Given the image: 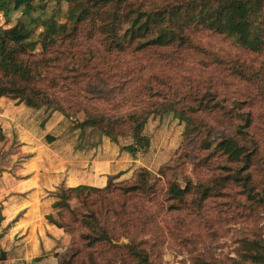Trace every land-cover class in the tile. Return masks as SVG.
Instances as JSON below:
<instances>
[{"label":"rangeland","instance_id":"rangeland-1","mask_svg":"<svg viewBox=\"0 0 264 264\" xmlns=\"http://www.w3.org/2000/svg\"><path fill=\"white\" fill-rule=\"evenodd\" d=\"M203 1L214 9L220 3L113 0L106 5L102 0H33L29 12L23 7L7 16L0 10L1 28L27 25L24 53L34 66V84L49 97H42L40 110L48 121L55 112L64 115L60 133L66 142L59 148L69 147L70 137H75L73 145H78L87 170L89 160L102 150L111 154L116 149L111 141L103 142L104 137L117 140L121 150L137 145V152L130 153L140 157L142 167L132 177L111 178L103 188L78 186L70 193L68 205L55 207L58 221L70 235L66 250L76 253L75 264H264V246H256L264 240V29L244 46L237 35L191 23L186 26L190 40L180 58L169 60L174 47L160 51L165 58L141 56L140 71L129 69L134 66L131 56L109 61L105 52L124 35L122 12L142 6L150 11L196 12ZM261 5L252 10L257 27H264V0ZM112 12L113 20L107 15ZM52 19L67 24L71 31L66 47L64 42L56 47L58 42L50 41L45 50L42 35ZM98 50L103 51L101 55L91 57L89 51ZM79 62L84 66L81 72ZM101 62L111 68L94 67ZM153 82L160 83L164 92L176 91L177 99L184 100L176 104L178 111L155 112L143 125L118 122L135 105L150 109L155 101L164 100L149 95ZM121 84L126 88L118 89ZM108 87L117 91L111 94ZM209 89L217 91L218 99L206 110L197 94ZM206 96L212 100V95ZM237 104L243 105L237 109ZM248 114L251 124L241 129ZM90 116L96 124L84 126ZM222 134L233 136L253 153L246 172L237 173L243 159H231L218 150ZM144 169L149 177L129 190ZM173 183L190 185L191 191L183 199L173 198L169 193ZM205 187L211 188L207 195Z\"/></svg>","mask_w":264,"mask_h":264},{"label":"trees","instance_id":"trees-1","mask_svg":"<svg viewBox=\"0 0 264 264\" xmlns=\"http://www.w3.org/2000/svg\"><path fill=\"white\" fill-rule=\"evenodd\" d=\"M33 0H0V10L9 16L10 12L13 10H20L24 7L26 12H29V8H32ZM99 2V0H95ZM104 4H108L113 0H102ZM121 1V0H119ZM263 0H220V3L217 8H213L212 3L209 1H203L200 11H180L179 8H176L175 11H150L141 8L131 9L130 11L122 12L121 20L125 24V32L121 39L114 41L113 45L109 49H106V54L109 56V61H114L116 59L125 61L127 56H131L133 59L130 65H134L129 69L135 71H140L137 69L141 63L139 57L143 56L146 58H165V54H161L160 51L163 49H168L174 47L175 54H171L170 57L180 58L182 51L190 40V37L186 33L188 31L187 25L194 23L196 26L204 25L217 33L220 34H234L237 35L241 44L246 46L254 34H261L264 27H257L254 25L252 20L253 12L252 10L261 9V2ZM13 6V8H11ZM121 5H119L120 8ZM110 19H114L115 12L107 14ZM27 28L26 24L18 25L13 29H3L0 27V97L4 96H13L19 102H25L30 107L39 108L44 104V99H48L46 92H42L38 89L36 84H34L35 74L34 66L30 64L29 56H25L24 53V42L27 39V33L25 29ZM70 27L65 23H59L57 20L52 19L46 26V30L43 33V48L46 50L49 47L50 41L57 43L56 47L61 46L60 42H67L68 34L70 33ZM131 47L128 51L127 48ZM56 50L50 52L54 54ZM103 51H89L91 57L100 56ZM166 52V51H165ZM124 57V58H123ZM169 57V56H168ZM170 58L169 60L174 61L175 59ZM120 58V59H119ZM159 58V57H158ZM160 58V59H161ZM71 64V62H70ZM125 64V63H124ZM78 72L83 70L84 66L79 62L77 64ZM111 64L108 62L95 63V68L100 66H106L102 69L108 70ZM128 65V66H130ZM55 65H52L51 71L55 70ZM74 66L72 70L77 68ZM70 67H67L69 70ZM101 69V70H102ZM51 73V72H50ZM80 75L76 77L79 79ZM73 79V78H72ZM152 82V79H151ZM103 85L107 86L103 81ZM126 88L125 84H121L118 89L122 90ZM109 88V87H108ZM117 88H109V93L114 94L117 91ZM97 90H101V87H98ZM149 95L150 96H162L164 100H158L152 103L150 109L146 106L140 108L135 105V108L126 114V117L117 118V121H131L134 126L143 125L147 122L148 118L155 112L163 113L167 111H178L176 104L183 99H177L176 91L167 93L163 91V87L160 83H151L149 84ZM155 90V91H154ZM206 94L212 95V100L207 98ZM217 91H212L211 89L206 90L204 94H197V98L200 102V106L206 110L212 108L215 105H212L217 101L216 98ZM225 98V97H224ZM166 99V100H165ZM226 101V99H223ZM241 105L237 104V109H240ZM197 110V107L194 108ZM199 110V109H198ZM105 117H103L104 119ZM252 115L248 114L246 123L240 125L241 129H246L250 126L252 121ZM102 119V120H103ZM96 119L92 116L89 117V120L83 123L84 126L88 124H96ZM107 135L108 130H105ZM1 132V130H0ZM111 136V135H110ZM2 133H0V139H2ZM140 141V140H139ZM257 148L259 147L258 142H254ZM218 150L228 154L231 159L240 161L243 159L244 165L239 167L240 170L237 173L246 172L252 164V152H247L244 149V144L237 141L236 138L229 135H221L220 141L217 143ZM126 150L132 153L137 152L136 143L128 145L125 147ZM230 168V167H226ZM168 169H171V166H168ZM150 172L144 169L139 174V179L134 184L133 187L129 190L136 189L141 181H146ZM83 188H91L83 186ZM94 189V188H93ZM69 190V194H64V191ZM73 191V188H63L61 189V195L59 196V201L55 203V207H60L61 205L69 204L68 199L71 197L70 193ZM191 191V186L187 185L183 187L177 183L170 184L169 193L173 198L183 199ZM211 191L210 187H205L203 194L207 195ZM62 200V201H61ZM92 211V210H91ZM93 212V216L96 218V212ZM96 221V219H94ZM63 226V225H62ZM264 246V240L261 242H256V246ZM255 246V247H256ZM137 252V251H136ZM138 253V252H137ZM75 252L71 253L69 250H66L59 259V264H75L74 256ZM141 254V253H139Z\"/></svg>","mask_w":264,"mask_h":264},{"label":"crops","instance_id":"crops-1","mask_svg":"<svg viewBox=\"0 0 264 264\" xmlns=\"http://www.w3.org/2000/svg\"><path fill=\"white\" fill-rule=\"evenodd\" d=\"M40 109L0 97V256L7 255L0 264H59L70 235L56 217V191L103 188L111 178H130L142 167L140 157L104 137L116 149L102 150L85 170L75 137L69 147L59 148L66 142L60 133L64 115L55 112L48 121Z\"/></svg>","mask_w":264,"mask_h":264},{"label":"water","instance_id":"water-1","mask_svg":"<svg viewBox=\"0 0 264 264\" xmlns=\"http://www.w3.org/2000/svg\"><path fill=\"white\" fill-rule=\"evenodd\" d=\"M6 259H7V255H6L5 251H3V252L1 253V256H0V261H4V260H6Z\"/></svg>","mask_w":264,"mask_h":264}]
</instances>
